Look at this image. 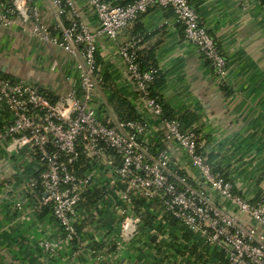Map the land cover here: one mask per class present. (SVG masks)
I'll return each instance as SVG.
<instances>
[{
  "label": "built area",
  "instance_id": "built-area-1",
  "mask_svg": "<svg viewBox=\"0 0 264 264\" xmlns=\"http://www.w3.org/2000/svg\"><path fill=\"white\" fill-rule=\"evenodd\" d=\"M53 2L59 10L55 26L51 27L41 21L37 8L22 10L20 4L9 8L0 1V20L4 24L13 23L20 14L26 20L32 16L35 19L32 34L67 52L78 61L79 70L78 84L56 103L30 82L0 72V159L2 152H6L10 160L23 153L29 155L26 159L32 163L35 175L30 188L35 191L41 187L45 193L42 203L52 206L62 228L61 235L71 246L77 245L68 264H75L79 256L88 253L86 243L93 248L89 252L96 254L101 262L130 264L135 256L129 246L145 242L152 250L143 256L141 264H197L186 252L190 243L175 239L170 233L148 230L146 237L139 240L141 218L133 212V200L137 197L149 202L161 197L165 208L162 213H171L184 230L201 237L209 248L206 252L209 262L202 264H264V235L258 233V229L264 233V201L255 202L235 193L233 183L225 182L206 163L207 159L199 152L196 135L182 133L177 122L162 120V106L150 97L149 91L160 70L145 72L141 69L136 60L139 50L135 43L122 47L121 55L145 111L158 120L165 132V144H178L200 170L207 189L225 198L239 214L216 205L206 190L194 185L183 167L179 164L174 167L168 148L155 149L156 130L152 122L145 119L120 122L114 114H109L104 121L95 107L103 96V74L96 61L99 50L96 37L115 40L153 8L173 12L176 23L183 28L186 42L211 63L220 82L226 78L227 58L202 24L190 0H135L127 6L87 0L97 20L96 32L83 19L74 0ZM66 8L74 17L69 25L63 19ZM84 152L98 161L79 178L76 167ZM3 162L0 160V165ZM95 188L110 190L111 210L115 211L117 220L107 224L97 219L96 225L80 234L77 226L86 214L78 206L85 193ZM17 203L21 208L22 203ZM152 237L158 239L152 243ZM162 239H172L176 249L167 247ZM38 245L46 258L52 257L54 262L60 260L57 245L45 239ZM96 245H102L103 249L97 251ZM113 246L116 249L110 252ZM157 246L163 250V256L158 255ZM214 254L223 255V261L220 263Z\"/></svg>",
  "mask_w": 264,
  "mask_h": 264
},
{
  "label": "crops",
  "instance_id": "crops-1",
  "mask_svg": "<svg viewBox=\"0 0 264 264\" xmlns=\"http://www.w3.org/2000/svg\"><path fill=\"white\" fill-rule=\"evenodd\" d=\"M3 1L11 6L20 4L22 10L37 8L41 21L55 26L59 9L53 0ZM125 1L131 0H112ZM74 2L90 29L96 32L97 20L87 0ZM190 3L227 58L228 74L222 82L216 78L211 63L186 42L183 28L169 10L151 9L115 40L97 36L98 54L119 91L145 116L143 119L154 125V146L168 148L174 167L179 164L216 205L238 215L225 198L207 189L200 170L178 144H165V132L158 120L145 111L121 55V48L133 43L139 52L154 50L159 70L166 79L162 90L164 102L177 113L192 110L200 116L198 127L210 142L206 153L218 155L216 163L228 169L235 193L255 201L264 194V0H190ZM65 11L63 19L69 25L74 17L68 8ZM20 15L8 25L0 20V72L30 82L52 97L65 96L78 84V61L60 47L34 36L31 28L35 19L30 16L26 20ZM102 95L95 107L99 118L107 121L109 114L114 113L111 93L103 91ZM28 156L23 153L10 160L6 152L1 153L0 160L4 162L0 165V264H68L77 245L71 246L61 235L62 228L51 212L42 216L48 205L42 203L45 193L30 188L35 175ZM17 201L22 203L21 208ZM104 210V220L114 223L115 211ZM154 210L158 221L164 223L162 234L170 233L175 239L182 238L208 252L201 237L187 232L181 224L172 227L164 220L167 215L161 208ZM86 215L83 221L88 218ZM258 233L264 235L261 229ZM43 239L59 247L61 257L56 263L52 261L54 258H46L39 247L38 242ZM155 239L158 238L152 237L151 242ZM162 240L167 247L176 249L172 239ZM149 245L145 242L130 246L135 256L132 263H141L143 256L151 253ZM86 249L88 253L79 256L75 264L104 263L89 252L93 249L90 244L86 243Z\"/></svg>",
  "mask_w": 264,
  "mask_h": 264
},
{
  "label": "trees",
  "instance_id": "trees-1",
  "mask_svg": "<svg viewBox=\"0 0 264 264\" xmlns=\"http://www.w3.org/2000/svg\"><path fill=\"white\" fill-rule=\"evenodd\" d=\"M2 1L7 7L12 8L13 6L8 5L6 2ZM107 2L112 3L114 6H127L131 3H133L135 0H131L128 2H112V0H105ZM136 60L140 64L141 69L145 72L150 71L151 69H158V60L157 56L154 52V50L150 51H137L136 53ZM96 61L97 65L100 68L102 74H103V80L101 84L102 91H109L111 93V101H112V107H113V114L116 117V119L120 122H132V121H144L143 116L138 112V110L133 106V104L128 101L124 95L119 91L118 87L114 83L110 72L105 69L104 70V63L103 59L99 54H96ZM166 85V79L165 76L161 71H158V74L155 77L154 83L150 85L149 91H150V97L157 100L158 103L162 106V120L166 119L169 121L177 122L180 124V128L182 133L184 134H191L194 133L196 135V143L199 147V152L203 155L204 158L207 159L206 163L209 164L213 170L214 173L220 175V177L225 181H230V175L228 173V169L226 167L221 166L220 164L216 163L218 160V155L216 154H207V147L209 145V138L205 135H203V131L200 127L194 128L196 125L200 123V116L192 110H188L184 113H177L173 111L168 104H166L163 100L162 90L164 86ZM43 94H45L53 103H56L59 98L52 97L49 95L46 91L41 90ZM162 145L160 147L155 146L156 150H162ZM83 151V150H82ZM109 155H112V151L108 152ZM98 160L92 159L88 157V155L84 152L81 154V158L79 163L77 164L76 171L79 178H83L85 172L87 169L91 168V164H95ZM36 191H39L40 193L42 191L41 187H38ZM134 209L133 212L136 216L141 218V234L142 238L146 237V231L148 230H154L156 229L158 233L164 232L163 225L164 223L159 222L157 219V215L155 214L156 208H161L165 210L163 206V200L161 197L156 198L153 200V202H149L146 199L142 197H137L134 200ZM264 201V194H260L258 198L255 200V202ZM113 204V199L110 194V190H107L106 188H95L93 190H89L85 193L83 196L82 201L80 202L78 208L84 212H87L89 214L88 218H86L84 221H82L78 226V231L80 234L84 233V230L87 227H92L97 224L98 220L106 222L105 219V213L104 209L107 210L111 209V206ZM156 206V207H155ZM45 210V213L42 214V216H46L47 213L51 212L54 216V211L52 209L51 205H48L47 207L43 208ZM49 210V211H46ZM167 217L164 219L169 222V224L172 227H178L180 226L181 222L178 221L171 213L165 212ZM55 218V217H54ZM163 220V221H164ZM56 222L59 224V222L56 220ZM60 225V224H59ZM186 240L189 239V237L185 236ZM74 245H76L74 243ZM95 249L102 250V245H96ZM110 252L115 251V246L109 248ZM156 251L158 255L163 256V251L156 247ZM187 253L192 255L196 261L197 264L202 263H208V257L207 254L204 251H201L199 247L196 245L191 246L189 249L186 250ZM219 259V262L221 263L223 261V255L214 254ZM103 264H109L107 262H104ZM131 264H141V263H131Z\"/></svg>",
  "mask_w": 264,
  "mask_h": 264
},
{
  "label": "rangeland",
  "instance_id": "rangeland-1",
  "mask_svg": "<svg viewBox=\"0 0 264 264\" xmlns=\"http://www.w3.org/2000/svg\"><path fill=\"white\" fill-rule=\"evenodd\" d=\"M142 239V237L141 238H139V240H141ZM131 246V245H130ZM130 246H129V248H130ZM209 250V249H208Z\"/></svg>",
  "mask_w": 264,
  "mask_h": 264
}]
</instances>
